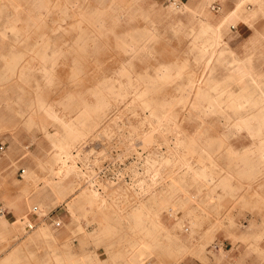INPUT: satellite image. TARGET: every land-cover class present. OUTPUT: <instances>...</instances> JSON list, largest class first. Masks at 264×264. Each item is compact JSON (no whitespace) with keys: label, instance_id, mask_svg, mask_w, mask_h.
Returning a JSON list of instances; mask_svg holds the SVG:
<instances>
[{"label":"rangeland","instance_id":"1","mask_svg":"<svg viewBox=\"0 0 264 264\" xmlns=\"http://www.w3.org/2000/svg\"><path fill=\"white\" fill-rule=\"evenodd\" d=\"M219 21L180 0H0V166L27 202L0 264H264L232 185L264 177V100L214 58L238 60Z\"/></svg>","mask_w":264,"mask_h":264},{"label":"crops","instance_id":"2","mask_svg":"<svg viewBox=\"0 0 264 264\" xmlns=\"http://www.w3.org/2000/svg\"><path fill=\"white\" fill-rule=\"evenodd\" d=\"M176 1V0H175ZM189 8H210L214 13L220 16V20L227 21L228 32L226 34L227 40L230 45L232 54L238 58L239 61L245 63L247 69L253 74L256 82L264 90V0H180ZM236 16H232L233 13ZM231 17V18H230ZM225 19V20H224ZM250 81L247 80V87L256 88L254 85H250ZM240 87V86H239ZM242 87V85H241ZM261 116V114H259ZM258 116V120H259ZM243 135V134H242ZM250 136V134H245ZM262 136H264V129H262ZM242 145H232V150L235 153H242L245 150L252 152V146L248 140H245ZM4 164L0 166V208L3 210V215L0 216V223L6 222L12 224L15 222L20 212L26 209V199H22L18 202L16 199L17 187L13 181L14 175L10 170V160L4 159ZM218 163V161H217ZM244 165L237 163L232 164V168H241ZM246 167L254 169L255 161L253 157L248 158ZM261 181L249 179L243 182L233 181L232 185H238L244 188L246 186L245 199L248 201L246 212L247 216H254L259 218L257 224L263 225L252 231V237L256 234H261V239L253 244L252 247L263 250L264 252V177L260 178ZM20 180H22L20 178ZM256 184H261L262 192H254ZM243 190V189H242ZM240 195V193H239ZM262 202L261 209L258 212H251V207L255 206V202ZM17 209H20L17 210ZM254 208L252 209V211ZM4 218V220H1ZM262 218V219H260ZM28 230V229H27ZM218 237H223V232H219ZM0 237H4V241H0L1 245H7V248H11L15 242V230L9 228V231L0 229ZM221 244V243H220ZM10 246V247H9ZM233 246L231 245V248ZM230 260V258L228 259ZM230 264H235L233 258L230 260ZM229 264L226 260L222 264ZM248 264H255V256L251 255L248 259Z\"/></svg>","mask_w":264,"mask_h":264},{"label":"bare ground","instance_id":"3","mask_svg":"<svg viewBox=\"0 0 264 264\" xmlns=\"http://www.w3.org/2000/svg\"><path fill=\"white\" fill-rule=\"evenodd\" d=\"M154 3L156 2V0H152ZM186 9V8H185ZM183 11V10H182ZM176 12V11H175ZM174 14V13H173ZM232 16H236V13L234 12L233 14H232ZM231 18V17H230ZM223 19H221L220 21L221 22H224V21H222ZM225 20V19H224ZM219 21V22H220ZM201 28V27H200ZM202 30V29H201ZM8 34H9V32H8ZM218 34V33H217ZM216 34V35H217ZM129 41V40H128ZM213 42V41H212ZM217 43V42H216ZM222 43V42H221ZM207 46V45H206ZM213 46V45H212ZM92 47V46H91ZM216 49V48H215ZM58 51V50H57ZM223 52H224V50L223 49H220L218 52H217V54L216 55H214L215 57L214 58H216V60L217 59H221L222 60V62L223 63H225V65L227 64L228 65V73H231L232 71H235L236 72V75H234V78H237V80L238 81H240V82H244V79L245 78H248V79H250L251 77L254 79V80H256L255 78H254V76H253V74L247 69V67H246V65L245 64H241V63H238V62H236V60L235 59H232V60H230V59H226V58H221L220 56H222L223 55ZM233 55V54H232ZM212 60V57L211 56H209L208 58H207V60H206V66H208L209 65V63H210V61ZM238 61V60H237ZM43 66V65H42ZM240 68H239V67ZM224 69V68H223ZM245 70L247 71V72H245ZM50 72V71H49ZM52 73V72H51ZM156 78V77H155ZM128 81V80H127ZM159 82V81H158ZM109 83V82H108ZM128 83V82H127ZM199 83V82H198ZM259 92H260V95H259V93H257L259 96H261L260 97V99L261 100H264V91H263V88L260 86V84H259V90H258ZM117 93V92H116ZM101 94V93H100ZM125 94V93H124ZM212 101V100H211ZM111 106V105H110ZM206 108V107H205ZM55 110V109H54ZM261 113H264V111L262 112L261 111ZM47 115V114H46ZM52 116V115H51ZM259 120H261V122H259L256 126L255 125H252L254 128H260V129H264V116H262V117H260V119ZM69 130V129H68ZM133 131H134V128H133ZM70 143V142H69ZM260 155L261 156H263L264 157V147L263 148H260ZM64 154V153H63Z\"/></svg>","mask_w":264,"mask_h":264},{"label":"built area","instance_id":"4","mask_svg":"<svg viewBox=\"0 0 264 264\" xmlns=\"http://www.w3.org/2000/svg\"><path fill=\"white\" fill-rule=\"evenodd\" d=\"M5 151L4 149V145L2 143H0V154L3 153ZM21 172L23 173V170H21ZM36 208L34 207L33 208V211H35ZM3 215V210L0 208V216ZM59 223L58 222H55V226H58Z\"/></svg>","mask_w":264,"mask_h":264}]
</instances>
